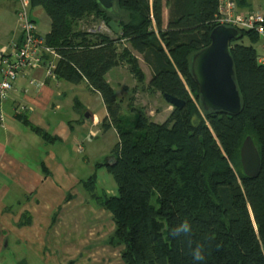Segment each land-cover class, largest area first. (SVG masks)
<instances>
[{
  "label": "trees",
  "instance_id": "trees-1",
  "mask_svg": "<svg viewBox=\"0 0 264 264\" xmlns=\"http://www.w3.org/2000/svg\"><path fill=\"white\" fill-rule=\"evenodd\" d=\"M218 2L117 0L111 15L96 0H29L50 21L44 40L59 56L55 78L73 85L86 82L100 95L107 113L101 130L117 134L111 152L115 162L94 165L112 176L116 194H94L95 174L81 186L97 207L112 215L114 229L106 243L123 246L124 264H196L188 239L193 248L204 245L205 259L199 264H264V65L257 63L254 47L260 38L238 28L240 37L230 42L242 102L237 116L204 112L189 71L190 56L210 43ZM236 4L242 10L250 7L247 0ZM90 17L108 30L110 22L116 23L119 32L109 30L111 37L78 29ZM134 53L152 72L146 84ZM121 65L142 91L169 95L183 101V107L172 108L160 124L132 103L134 118L122 115L121 101L106 80ZM16 115L44 141H53ZM248 136L260 157L256 177L245 176L240 163V148ZM185 219L191 235L173 237L172 229Z\"/></svg>",
  "mask_w": 264,
  "mask_h": 264
},
{
  "label": "crops",
  "instance_id": "crops-1",
  "mask_svg": "<svg viewBox=\"0 0 264 264\" xmlns=\"http://www.w3.org/2000/svg\"><path fill=\"white\" fill-rule=\"evenodd\" d=\"M17 8L15 0H0V58L2 55L11 58L22 44L15 15ZM28 17L36 26V21L47 25L44 33L37 29L40 36L49 32L50 21L42 8L29 7ZM167 22L168 10L164 8L163 28ZM106 34L113 37L110 32ZM258 50L257 54L264 55L260 45ZM134 55L146 84L152 72L149 69L147 73L143 68L141 55ZM128 73L126 66L121 65L106 74L107 82L115 83L119 89L121 98L114 91L121 107L128 102L135 104V100L130 101L134 97L137 101L146 96H160L142 91ZM28 78L42 85H30ZM128 78L129 85L126 84ZM62 82L46 78L43 66L24 71L1 104L6 125H0V264H124L121 260L123 246L112 247L106 243L114 229L112 215L97 207L91 194L81 186L95 174L96 185H103L101 192L94 194L104 191L107 195H115L113 183L106 174L101 175L105 168L96 170L94 167L98 163V153L85 145L92 144L100 133L115 130H101V121L107 113L100 95L89 90L86 82L79 86L69 83V87H64ZM81 85L86 86L89 97L78 89ZM68 92H72L74 98L72 104L67 101L65 107L75 113L64 120L58 113L66 103ZM91 94L100 97L101 107H92ZM21 107L25 108L20 113L22 119L53 141H44L16 118ZM171 111V106L163 110L162 122ZM146 115L150 120L152 112ZM96 128L100 131H95ZM5 256L14 259L8 260Z\"/></svg>",
  "mask_w": 264,
  "mask_h": 264
},
{
  "label": "water",
  "instance_id": "water-1",
  "mask_svg": "<svg viewBox=\"0 0 264 264\" xmlns=\"http://www.w3.org/2000/svg\"><path fill=\"white\" fill-rule=\"evenodd\" d=\"M100 7L115 15L117 0H96ZM108 28L119 32L116 23L110 22ZM210 43L195 52L189 59L190 75L197 87L199 104L204 112L224 113L237 116L241 113L242 102L235 82L233 58L230 54V42L240 37L237 28L217 25L210 32ZM164 101L172 108L180 109L184 102L169 95ZM242 171L247 177H256L260 171V157L252 139H244L239 152ZM115 162L113 156L106 158L105 164Z\"/></svg>",
  "mask_w": 264,
  "mask_h": 264
},
{
  "label": "built area",
  "instance_id": "built-area-1",
  "mask_svg": "<svg viewBox=\"0 0 264 264\" xmlns=\"http://www.w3.org/2000/svg\"><path fill=\"white\" fill-rule=\"evenodd\" d=\"M15 1L18 4L15 15L22 35V44L11 58L4 55L0 58V125L4 124L1 104L13 90L17 79L24 71L43 66L45 77L53 81L57 80L53 72L59 56L52 48L45 45L44 37L38 34L36 24L29 19V0ZM217 11L215 17L217 25L254 31L260 38V47L264 52V16L255 11L240 9L236 0H219ZM256 59L257 63L264 65V55L258 54ZM28 81L30 85H42L33 78H28ZM24 110L25 108L21 107L17 113H23ZM77 150L80 152L81 147L78 146Z\"/></svg>",
  "mask_w": 264,
  "mask_h": 264
},
{
  "label": "rangeland",
  "instance_id": "rangeland-1",
  "mask_svg": "<svg viewBox=\"0 0 264 264\" xmlns=\"http://www.w3.org/2000/svg\"><path fill=\"white\" fill-rule=\"evenodd\" d=\"M247 2H248V4H250V7L247 8V10L258 12L259 14L264 16V0H247ZM16 4H17V2H16ZM11 6H13V5H11ZM48 19L49 18H47V21H48ZM36 23H37L36 27H37L39 32L44 33L47 30V25H45L44 22L36 21ZM78 29H81L84 31H89V32L101 31L104 33H109V30L106 28V26L102 22L95 21L92 19L83 20V22L78 25ZM243 43L246 45L249 44V42L246 39L243 40ZM259 45H260L259 43L254 45L256 51L258 50ZM140 60H141L142 66L145 69V71L147 73H149L148 72L149 68L147 67V65L143 61L142 57H140ZM127 76L130 77V74L128 73ZM63 83H64V87L70 86L69 83L62 82V84ZM126 84L127 85L131 84L129 78H128V81ZM74 86H76V85H74ZM111 86L114 90H116L118 97L121 98L120 94H119V89H118V87H116V84L112 83ZM78 89H80V90H82V92H84L83 95H85V93H86V95L89 97V94H88V91H87L85 85H83V86L81 85L80 87H78ZM90 97H91L90 99L92 101V107L93 108L101 107L102 104H101L100 97L98 98V96H95L93 94H91ZM128 97H130V95H128ZM73 98H74V96H73L72 92L66 93V98H65L66 103L64 102L63 109L58 113V115H60L64 120H67L68 116H73L74 115L73 113H75L71 110L70 107H65V105H67V101H70L72 104ZM134 100H135V104H133L132 106L137 107V108H143L144 110H146V113H149V114H150V112H152V116L151 117L149 116L150 120L154 121L156 123L162 122L164 120L163 110L165 108L170 107L164 101V99L160 96H158L157 98L146 96V97H144V99L138 98L137 101H136V98L134 97ZM121 114L122 115H128L131 119L134 118V116L131 112L130 102L127 103V106L126 105L124 106V104H123V106L121 108ZM5 125H6V117H5L4 126ZM76 125L77 124L74 123V127H77ZM21 129H23V128L21 127ZM99 129L100 128H96L95 131H100ZM111 131H113V130H111ZM103 132H105V131H103ZM117 141H118V139H117L115 132H108V133L105 132V133H100L99 136L97 137V139L92 144H85V145L90 146V148L93 152L98 153V155L96 156V158H98V159H96L97 162L104 163L106 161V158L110 156L109 154L113 150ZM99 153H100V155H99ZM75 155L80 157V158L83 156L81 154L80 155L75 154ZM91 172H93V171L91 170ZM101 173H102L101 175L106 174V177L108 176V179L111 181L110 183H113L112 185H114V187H115L114 189L116 190V185L113 181L112 176L108 172H106L105 169L101 170ZM102 185H103V183H101V184L98 183L96 185V192H98V193L101 192L100 186H102ZM115 194H116V192H115ZM5 258L8 260L14 259V258H8L6 256H5Z\"/></svg>",
  "mask_w": 264,
  "mask_h": 264
},
{
  "label": "clouds",
  "instance_id": "clouds-1",
  "mask_svg": "<svg viewBox=\"0 0 264 264\" xmlns=\"http://www.w3.org/2000/svg\"><path fill=\"white\" fill-rule=\"evenodd\" d=\"M192 232L191 225L187 219H185L181 224H179L177 227L172 229L171 235L173 237L180 236L181 234L185 236H190ZM188 248L190 249L189 254L192 256L193 261L196 262V264H199V262L204 261L205 254H204V245L201 243H197L196 246L193 248V242L191 239L187 240Z\"/></svg>",
  "mask_w": 264,
  "mask_h": 264
}]
</instances>
